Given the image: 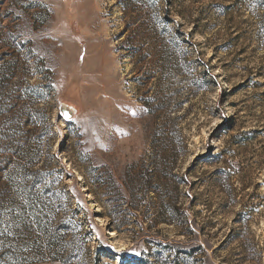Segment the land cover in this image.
Returning <instances> with one entry per match:
<instances>
[{"label": "rangeland", "instance_id": "rangeland-1", "mask_svg": "<svg viewBox=\"0 0 264 264\" xmlns=\"http://www.w3.org/2000/svg\"><path fill=\"white\" fill-rule=\"evenodd\" d=\"M5 196L0 264H264V0H0Z\"/></svg>", "mask_w": 264, "mask_h": 264}, {"label": "trees", "instance_id": "trees-1", "mask_svg": "<svg viewBox=\"0 0 264 264\" xmlns=\"http://www.w3.org/2000/svg\"><path fill=\"white\" fill-rule=\"evenodd\" d=\"M8 198H7V196H5V197H0V211L2 210V208H4L3 206L5 205V203H7L8 202ZM1 213V212H0Z\"/></svg>", "mask_w": 264, "mask_h": 264}, {"label": "water", "instance_id": "water-1", "mask_svg": "<svg viewBox=\"0 0 264 264\" xmlns=\"http://www.w3.org/2000/svg\"><path fill=\"white\" fill-rule=\"evenodd\" d=\"M62 112L67 120L72 119L73 115L68 110L63 109Z\"/></svg>", "mask_w": 264, "mask_h": 264}]
</instances>
